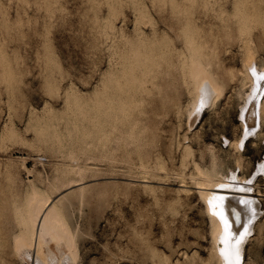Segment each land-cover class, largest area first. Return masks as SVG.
Returning <instances> with one entry per match:
<instances>
[{
	"label": "rangeland",
	"instance_id": "374dc122",
	"mask_svg": "<svg viewBox=\"0 0 264 264\" xmlns=\"http://www.w3.org/2000/svg\"><path fill=\"white\" fill-rule=\"evenodd\" d=\"M116 1L0 0V264H23L17 257V241H19V237L21 236L19 230L24 221V216L27 214L28 204L30 203L31 206L33 205V201L30 200L32 195L21 191L23 186L30 185L31 182H36L40 187L42 186L44 192L52 194V190L54 192L62 188L60 187L62 185L65 187V185L68 186L76 182L88 181L94 178L93 176L95 175H98L97 177L106 176V178H108L91 180L85 183V186L88 185L86 187L84 186V189L82 187V190L80 189L81 191L77 189L79 188L78 186H75L73 187L74 189L72 188L73 190L64 195L65 197H62L63 201L59 202L62 209L65 207L63 210L66 211L65 221L67 227L71 235L72 233L74 234L72 235L73 249H76L77 252L75 253L77 255L75 264H147L148 262L152 264L151 255L153 253L152 250L150 251L151 248L153 250L155 249L154 252L157 255H166L165 258H168L169 261L172 260V264L176 263V259H179L180 262L176 260V264H185L187 258L184 255V251L190 256L197 247L204 255L203 259H206L208 257L207 250L210 246V226H208L209 220L206 217L205 208H203V205L196 197V190H193L191 195L183 196L184 204L178 207V209H176L177 207L174 208L172 204L173 195L176 194L177 188L175 185H178L183 179L187 184L193 185L189 174L187 177V174L184 175L185 177L180 176L183 179L173 174L179 163V148L185 143L192 145L191 147L194 149L192 150L193 153L195 152V158L196 160L198 159L197 162H200L199 164L202 168H208L210 166V156L207 154L209 153L208 147L214 144L213 146L216 147L217 154L221 156H219L217 163L219 166L215 167V172L220 171V173H222L228 170L236 171L243 177L253 176L258 163L264 160V119L257 131L258 135H251L244 139L242 151V153H244V159L241 162L237 160V153L225 142V139L242 140L245 136L239 115L240 107L244 104V95L248 92L249 85L248 83L241 84L236 80V74H239L243 68L244 62L242 63V61H246L247 58L249 59L253 55V58H256L255 61L258 63V67L260 69L264 68V0H178L179 3L177 0ZM235 1H238V3ZM241 1L243 3H241ZM231 2H234V4ZM235 3H237V7H239L238 9ZM193 5L196 9L193 8ZM188 6L191 9V13L189 12L190 9H188ZM243 6L245 8H243ZM134 7L135 9H133ZM137 9L142 11V13L140 12V14H142L141 17ZM173 12H176V14L174 13L176 17L172 14ZM241 14L247 16V19ZM241 16L244 19L241 18ZM202 17H204V20ZM187 18L193 19V21L198 24L197 27H202V40L200 41L202 48L200 58L202 59V63L204 62V64H207L215 59L219 61V64L224 63L225 66L227 65L226 70L224 69L226 77L224 76L221 79V81L224 82L222 99L216 101L214 105L208 104L204 107L198 118L199 120L194 119L195 122H192L191 130L188 128L187 118L188 109H190L189 107L191 106L187 103L191 105V99L195 89L191 76L189 75V69L186 68L184 69L185 71L182 70L175 56L176 51H172L173 48L175 50V47L169 44L171 49L170 57L174 59H172L171 63L174 64L173 62H175L174 65H176L177 68L174 66V68H168L171 72L164 71V64H159V61H161V56H159L161 46L159 45L160 41H158L159 38L162 41L163 37L161 36L164 35L162 32L165 31L168 36L172 37L174 33L170 30L171 27L176 26L178 23L181 24L185 22ZM137 19L139 22H137ZM245 19L250 22V24L246 25V23L245 26L243 24V21L247 22ZM233 20L235 23H233ZM240 20L242 23H240ZM119 23L121 24V28H119ZM112 24L118 26L113 28L114 25ZM242 24L244 25L243 27ZM133 25H136V28H133ZM150 25H153V28ZM225 25L228 26L226 27ZM239 25L245 29L239 28ZM139 26H141V29ZM160 26L165 29L162 27L159 28ZM110 27L112 29H110ZM121 29L123 30L121 31ZM153 29L154 31L152 32ZM142 30H145V33H142ZM140 32L148 35L146 37L150 39L144 37L145 35L142 36ZM147 32L148 34H146ZM108 33H110V36ZM124 33H127V35ZM121 35H125V38H121ZM137 35L140 38H138ZM150 35H153L151 36L152 38ZM154 36L159 38L155 39ZM204 36L206 37L204 38ZM111 38H115L116 42L118 40L116 43L118 46H121V43L126 41L127 47L130 48L142 47L143 50L146 49L150 52L158 48L157 51H154L155 53L149 52L151 56H149L148 51L145 50L147 53L144 51L143 54L145 55L146 53L148 56L142 55V60L144 61V63L142 61V65L144 64L143 69L141 68L142 70L137 73L136 76L133 75V78L129 75L132 79L135 77L137 79L139 77L137 79L139 83L134 80L135 85H133V81L130 82L129 76L127 77L129 80L127 81L128 85L130 84V86H133L129 88L130 90L127 88V83L119 77V79H121L119 84L122 86V91H118L119 96L125 91L123 95H127L126 98H130L128 94L129 96H133V98L136 96L134 98L136 101L132 98L131 100L134 101L133 103L127 101V104L130 105L129 107L134 106L133 108L135 109L132 107L130 108V114L132 113L131 117H128L130 122L127 123L124 121L127 125L123 122L120 125V131L124 130L122 133L129 132L130 134H127L129 136L123 137L124 140L122 141L121 147H119V145L115 147L119 149V151L113 148L116 152L111 149L112 147L110 146V144L115 141V134L114 136L113 134H109L108 137L106 136V140L101 138L102 128L99 125L100 117L98 113L99 107L102 105L101 100L103 96L101 97V95L94 90L95 87H93L96 86L95 83L98 82L99 73L103 70V72L106 73L108 51L105 46L110 40H113ZM142 38H145L143 42H141ZM155 40H157L159 44L157 41L155 42ZM175 40L176 44L178 39L176 38ZM136 41L138 42L136 45L140 46H135ZM213 41L218 45V48L217 51H214V54L211 55V53H208L207 48L211 47ZM131 44L133 45L131 46ZM148 46L152 49H149ZM215 53H217L216 56ZM156 54H158L157 57L160 59L158 58V60H156ZM259 55H261V57ZM145 58L146 60H144ZM206 58L210 60L206 61ZM150 61H152V63ZM153 62H157L156 64L158 65H154ZM145 65L148 68L145 67ZM151 65L154 66L152 67ZM159 66L162 67L160 68ZM217 67H219V65H215L213 70L216 76L217 73L219 76L221 72L219 70H223V68L220 66L218 69ZM146 68L149 71H147ZM155 70H158V74ZM144 71L146 72L143 73ZM160 71L162 74L164 73V75H162ZM147 72H149V74ZM146 73L148 74L147 76L150 77H147L145 75ZM169 73L172 77H170L171 75ZM109 74L106 76L107 79ZM166 74H169V76L167 77ZM233 74H235V76ZM114 76V73L109 76L108 80H110L111 83L110 81L107 82L108 80L105 78V80H107L105 84H112L113 80L110 78L115 79ZM162 77L164 79H162ZM148 78H150L151 82L147 84L146 82L149 81ZM141 83H143L144 86H142ZM172 84L174 86H172ZM157 85L162 88L163 93L161 90L159 91V89H157L159 88ZM235 85L239 86L237 87ZM120 86L118 85L117 87L119 88ZM241 86L244 87L241 88ZM74 87L80 90L77 89L78 91L75 93L69 92L70 90H74ZM115 87L116 85L114 84L113 88L117 89ZM140 87H143L145 91L143 89L140 91ZM175 87L177 90L174 89ZM146 88L148 89L146 90ZM235 88H238V90ZM133 91H135V93ZM239 91L241 92L239 93ZM67 92H69L68 96L66 95ZM109 92H111V90ZM111 93L113 94L116 92ZM130 93H134L135 95H130ZM107 94L108 92L105 91V95ZM165 96L168 97V99L165 98ZM66 97L69 98V105L64 104ZM180 98H182V100ZM262 98L264 102V94ZM139 99L142 102L139 101ZM165 100L168 101L165 102ZM185 104L188 108L185 107ZM173 105L177 106L174 107ZM177 107L180 110V116L178 118L175 116L174 112L178 109ZM132 110L134 112H132ZM143 112H145V114ZM165 112L166 114L169 113L166 115ZM160 113L162 115H160ZM145 117L146 119H144ZM162 117L164 120L161 119ZM137 118H143L144 120ZM132 120H134V122ZM161 120L163 121L162 123ZM168 120L171 121L169 122ZM135 121H137V124H135ZM140 123L142 127L148 126V129L142 128ZM6 124H8L10 130L12 132L14 130V132L12 135L10 133L7 137H2V129ZM131 125L134 129L140 126L139 128H141L142 132L138 128L135 134L137 136L141 134L142 137H140V135L138 136L140 138H138L135 134H131L135 131L132 127H129ZM178 126L181 127L178 128ZM138 131L140 133H138ZM197 135L199 137H197ZM141 139L142 142H140ZM195 139H197V141ZM130 140L134 142L131 143ZM137 140H140V143L133 144ZM143 140L146 142H143ZM129 142L131 143L130 146ZM147 142L153 143L152 145L154 148L150 143L147 144ZM141 143L152 146L150 148L153 149L149 154L152 158L155 159V155L163 156L158 157L162 159L163 162L166 160L165 164L170 174L167 176L164 174L167 178H164L165 176H163V174L161 176L152 175L154 177H151L150 174L148 175L155 181L161 183L165 181L162 185L153 183V186L155 185L154 187L152 186L153 189L155 188L153 193L150 188H145L137 182L122 178L124 176L143 178V175H139L137 170L125 168L126 159L138 164L140 158H147L144 148L141 150L143 145L140 146V149L138 147ZM177 145H179V148ZM156 146L159 147L156 148ZM200 147H202V149ZM132 149L137 150L130 151ZM201 150H203L204 153ZM112 153H114V155H111ZM106 156L108 158H106ZM111 156L114 157L112 158ZM121 156L125 157L121 158ZM139 156L141 157L139 158ZM169 157L171 159H169ZM112 159L113 161H111ZM172 159L174 160V165L172 164ZM23 161H27L26 165L29 169L22 167ZM220 161L223 163H219ZM201 162L204 163V165ZM238 163L242 166L240 169L237 167ZM10 164L13 165L12 167H17V176L8 174L4 169ZM79 164L85 165V167L88 166L90 169L86 171L87 173L79 174L78 177L73 176L71 178L68 176V178H65L62 176V173H67V169L72 165L75 166ZM108 164L112 166L109 167ZM220 167L221 170L223 169L222 171ZM137 168L138 167H136V169ZM92 169L94 170L93 172H91ZM110 169L112 171H110ZM29 170L31 171L30 175L28 173ZM113 170L117 172L119 170V173ZM105 172L106 174H104ZM124 173L130 175L127 176L124 175ZM110 175H114V177L117 178H109ZM10 176L12 178L16 176V178L12 180ZM119 176L120 178H118ZM49 177L50 180L48 179ZM158 177H160L159 180L157 179ZM173 177L174 179H172ZM31 179L33 180L30 181ZM160 179L162 181H160ZM170 183L173 184L174 187ZM256 184L257 188L264 193V175L257 177ZM155 192L157 193L155 194ZM155 197L158 202L154 200ZM260 198H262L261 206L264 210V197ZM173 208L175 211H173ZM178 213L181 215H178ZM59 237L60 236H55L54 238L58 239ZM64 241L61 242L63 243ZM54 242L56 244V240H53V243ZM61 242L59 245L56 244V246H54L55 250L56 248L58 250V247H60L59 251L64 247V250L67 249L66 244H61ZM16 243L17 245H15ZM53 243L52 246L55 245ZM60 253H63L62 255L65 256L68 251L66 254L63 251ZM55 254L59 253L55 252ZM62 255L61 258L63 257ZM245 255L249 262L264 264V227L259 235L257 232V234L247 242ZM176 256L178 257L175 258ZM57 259L60 260L58 256ZM61 260L59 262L57 261L58 264H61ZM49 262L50 261L47 263L49 264ZM194 262L196 264H201L198 259H194Z\"/></svg>",
	"mask_w": 264,
	"mask_h": 264
},
{
	"label": "bare ground",
	"instance_id": "6f19581e",
	"mask_svg": "<svg viewBox=\"0 0 264 264\" xmlns=\"http://www.w3.org/2000/svg\"><path fill=\"white\" fill-rule=\"evenodd\" d=\"M116 1V0H115ZM175 1V0H174ZM178 1V0H177ZM181 1V0H180ZM193 1V0H192ZM196 1V0H195ZM194 1V2H195ZM221 1V0H220ZM227 1V0H226ZM234 1V0H233ZM239 1V0H238ZM238 1H235L238 3ZM117 2V1H116ZM119 2V1H118ZM174 3V2H173ZM179 3V1H178ZM234 4V2H231ZM237 3L236 4V7H237ZM241 3H243L241 1ZM199 4V2H198ZM221 4V3H220ZM225 4V3H223ZM185 5V4H184ZM189 5V4H188ZM232 5V4H231ZM242 5V4H241ZM232 6H235V5H232ZM239 6V5H238ZM185 7V6H184ZM223 7V6H222ZM235 7V8H236ZM178 8V7H176ZM192 8V7H191ZM193 8H194V5H193ZM192 8V9H193ZM231 8V7H230ZM233 8V7H232ZM239 7H237L238 9ZM243 8H245L243 6ZM242 8V10H243ZM135 9V7L133 8ZM188 9H190V7L188 6ZM196 9V8H194ZM221 9V8H220ZM234 9V8H233ZM139 10L137 13L140 14V12L142 13V11H140V9H137ZM172 10V9H171ZM170 10V11H171ZM183 10V9H182ZM186 10V9H184ZM226 10V9H224ZM174 11V10H173ZM181 11V10H180ZM194 11V10H193ZM192 11V12H193ZM223 11V10H222ZM236 11V10H235ZM234 11V12H235ZM241 11V10H240ZM244 11V10H243ZM246 11V10H245ZM191 13V9L189 11ZM226 12V11H225ZM230 12V11H229ZM233 12V11H232ZM176 14V12H173L172 14ZM227 13H228V10H227ZM238 13V12H237ZM236 13V14H237ZM117 14V13H116ZM115 14V15H116ZM174 14V15H175ZM178 14V13H177ZM235 14V15H236ZM239 14V13H238ZM237 14V15H238ZM189 15V14H187ZM243 16V14H241ZM245 15V14H244ZM135 16V15H134ZM138 16V15H137ZM142 16V14H140V17ZM243 17H246L247 19V16H243ZM176 17V15H175ZM237 17V16H236ZM116 18V17H115ZM124 19V18H123ZM122 19V20H123ZM136 19V18H135ZM140 19V18H139ZM188 19V18H187ZM185 20V22L183 23H178L176 24V26H172L170 30L173 31L174 35L172 37L168 36L166 34V31L165 32H162L164 33L163 36V39L161 41V39L159 37H155L156 38H159L158 41H160V44L157 40H155V42L157 41L158 44L161 46L160 47V55L161 56V61H159V64L162 63V65L164 64V71H169L168 68H174V65L175 62H173L174 64L171 63L173 57H170L171 54H170V46H174L175 47V50L173 48L172 51H176L175 53V56L178 60V64L180 65V67L182 68L183 71H185L184 69H189V75L191 76V80L193 82V86H194V89H195V92L193 93V96H192V103L191 105L189 103H187L189 106L190 109H188V128L191 130L192 129V122H195L196 119L199 118L200 116V113L201 111L204 109V107H206L208 104H211V105H214V103L218 100H221L222 99V96H223V87H224V82L221 81V79L225 76V73H224V69L226 70L227 68V65L225 66L224 63L223 64H219V61H216L215 59L212 60V62H208L207 64H204V62L202 63V59L200 58L201 56V45H200V41L202 40V27H197L198 24H196L195 21H193V19H188V20ZM202 19L204 20V17H202ZM244 19V18H243ZM245 19V21H247ZM190 20V21H189ZM238 20V19H237ZM113 21V20H111ZM136 21V20H135ZM125 22V21H124ZM137 22L138 19H137ZM111 23H114V22H111ZM110 23V24H111ZM153 23V22H152ZM203 23V22H202ZM233 23H235V21L233 20ZM240 23L241 20H240ZM247 23V24H246ZM116 24V23H115ZM120 24V23H119ZM135 24V23H133ZM218 24V23H217ZM238 24V23H237ZM243 24L245 25H248L250 24V22H244L243 21ZM242 24V27L244 26ZM114 25V24H112ZM111 25V26H112ZM123 25V24H122ZM138 25V24H137ZM154 25V24H153ZM153 25H150L152 28H153ZM224 25V24H223ZM229 25V24H228ZM227 25V26H228ZM245 25V26H246ZM118 26V25H117ZM117 26H113V28L117 27ZM121 24L119 25V28ZM134 26V25H133ZM136 26V25H135ZM133 27V28H136V27ZM156 26V25H155ZM200 26V25H199ZM226 26V25H225ZM226 26V27H227ZM141 26H139L140 28ZM162 26H160L159 28H161ZM218 27V26H217ZM241 25H239V28L241 29H245V28H242ZM138 28V27H137ZM157 28V27H156ZM164 28V27H162ZM219 28V27H218ZM225 28V27H224ZM110 29H112L110 27ZM141 29V28H140ZM145 29V28H143ZM165 29V28H164ZM204 29V28H203ZM226 29V28H225ZM240 29V30H241ZM247 29V28H246ZM116 30V29H114ZM123 29H121L122 31ZM113 31V30H112ZM129 31V30H128ZM127 31V32H128ZM137 31V30H135ZM143 31V30H142ZM141 31V32H142ZM145 31V30H144ZM142 32V33H145V32ZM149 31V30H148ZM154 31V29L152 30V32ZM242 31V30H241ZM108 32V31H107ZM139 32V31H138ZM140 32V33H141ZM240 32V31H239ZM114 33V31H113ZM112 33V34H113ZM130 33V32H129ZM141 35H145V34H142ZM158 33V32H157ZM156 33V34H157ZM230 33V32H228ZM242 33V32H240ZM109 36H110V33H108ZM125 34V33H124ZM139 34V33H137ZM148 34V32L146 33ZM170 34V33H169ZM104 36H106L105 34H103ZM114 35V34H113ZM120 35V34H119ZM127 35V33L125 34ZM124 35V36H125ZM129 35V34H128ZM248 35H249V31H248ZM247 35V36H248ZM108 36V37H109ZM116 36V35H115ZM121 35V38L124 37ZM134 36V35H133ZM132 36V37H133ZM138 36V35H137ZM136 36V38H137ZM148 35H145L144 37H146ZM153 36V35H150V37ZM232 36V35H230ZM247 36H245L247 38ZM107 37V39L109 40V38ZM112 37V36H111ZM135 37V36H134ZM153 37V38H154ZM206 36H204L205 38ZM234 37V36H233ZM120 38V37H119ZM120 38V40H121ZM125 38V37H124ZM129 38V37H128ZM138 38H140L138 36ZM148 39H150L149 37H146ZM152 38V37H151ZM178 39V41L176 42L175 44V39ZM105 39V38H104ZM113 40H110V42H108L105 46V48L107 49V68H106V73L102 72L99 73L100 76H99V79H98V82L95 83L96 86H93L95 87V91L101 95L102 97V100H101V106L99 107V117H100V127L102 128V133H101V138L106 140V136L108 137L109 134L114 136L115 138V141H113L110 146L111 149H117L115 148L116 146L119 145V147L122 146V141L124 140V136H129L127 134H130L129 132L127 133H122V131H120L121 129V124L125 121V122H130V120L128 119V117L130 116L131 117V114H130V108L134 107V106H131L129 107L130 105L127 104V101L129 102H134L136 101L133 96H129L128 94V97L130 98H126L127 95H123L125 93H122V95L119 96V92L118 91H122V86H120V80H124L125 83H127L128 85V82L129 81L127 79V77L130 75L132 76V78L134 76H136L137 73H139L142 69H143V65H142V55L143 56H151L150 53H153L155 50L157 51V45H156V48L155 50H153V52H150L148 50V54L146 55V51L143 50L142 47H138V48H134V47H127V43L123 42L121 43L122 45L121 46H118L116 43V39L115 38H111ZM118 39V38H117ZM143 39L145 38H142V41L143 42ZM249 39V38H247ZM124 40V39H123ZM135 40V39H134ZM134 40H130V41H134ZM229 40V39H228ZM128 41V40H127ZM129 41V42H130ZM138 41V40H137ZM135 42V46H140V45H136V43L138 42ZM140 41V40H139ZM215 41V40H214ZM213 41L211 47H208L207 48V51L208 53H211V55H213L214 51H217V48H218V45ZM221 41V40H220ZM105 42H106V39H105ZM140 42V44H141ZM226 42V41H225ZM228 42V41H227ZM130 44V43H129ZM143 44V43H142ZM170 44V46H169ZM133 44H131L132 46ZM144 45V44H143ZM142 45V46H143ZM147 46V45H145ZM150 46H148L149 48ZM223 47V46H222ZM130 48V49H129ZM227 48V47H226ZM229 48V47H228ZM149 49H152V48H149ZM227 50V49H226ZM144 51L146 52L145 55L143 54ZM152 51V50H151ZM171 51V52H172ZM150 52V53H149ZM251 52V51H250ZM155 53V52H154ZM157 53V52H156ZM245 53V52H244ZM253 53V52H251ZM159 54V52H158ZM155 56V58L157 57V55ZM170 54V55H169ZM217 53H215V56H216ZM245 55V54H244ZM101 56V55H99ZM154 56V54H153ZM174 56V55H173ZM214 56V57H215ZM218 56V55H217ZM247 56V55H245ZM261 57V55H259ZM102 57V56H101ZM170 57V58H169ZM233 57V56H232ZM254 56L252 55L251 58H245L246 61H242L243 63V68L242 70L240 71L239 74H236L237 77H236V80H238L239 83L241 84H247L248 83V92L245 93L244 95V104L240 107V121H241V125H242V128H243V132H244V138L242 140H238V139H233V140H228V139H225V142L226 144L231 148L233 149V151L235 153H237V156H238V159L240 162L244 159V153H242L243 151V147H244V139H246L247 137L253 135V136H256L258 135L257 134V131L259 130L260 126H261V122L263 121L264 119V102H263V94H264V68H259L258 67V63L255 61V59L253 58ZM257 57V56H256ZM159 57H157L156 60H158ZM208 58V57H207ZM206 58V61H209L210 59H207ZM213 58V57H212ZM222 58V57H220ZM231 58V57H230ZM259 58V57H258ZM152 59V58H151ZM160 59V58H159ZM201 59V60H200ZM224 59V58H223ZM240 59V58H239ZM244 59V58H243ZM241 59V60H243ZM260 59V58H259ZM262 59V58H261ZM146 60V58L144 59ZM174 60V59H173ZM221 60V59H220ZM231 60V59H230ZM222 61H225V60H222ZM264 61V59H263ZM262 61V62H263ZM146 62V61H145ZM149 61L147 60V63ZM152 63V61H150ZM158 62V61H157ZM156 62V63H157ZM164 62V63H163ZM106 63V62H105ZM144 63V61H143ZM154 63V62H153ZM154 63V65H158ZM146 64V63H145ZM149 64V63H148ZM229 64V63H228ZM98 65V64H97ZM105 65V64H104ZM147 65V64H146ZM145 65V67H147ZM153 65V66H154ZM218 66L219 67L221 66V68H223V70H219L221 71L219 76H218V73H217V76L216 74L214 73L215 71L213 70L214 67ZM152 66V65H151ZM152 66V67H153ZM235 66V64H234ZM240 66V65H238ZM160 68L162 66H159ZM158 67V68H159ZM219 67H217L219 69ZM241 67V66H240ZM142 68V69H141ZM148 68V67H147ZM146 68L147 71H149L148 69ZM157 68V69H158ZM177 68V66L175 67ZM180 68V69H181ZM237 68V67H236ZM151 69V67H150ZM162 69V70H163ZM231 69V68H230ZM241 69V68H240ZM145 70V68H144ZM153 70V68H152ZM232 70V69H231ZM156 73L158 74V70H155ZM239 71V69H238ZM146 71H144L143 73H145ZM171 72V71H169ZM173 72V71H172ZM232 72V71H231ZM230 72V73H231ZM110 73V74H109ZM114 73V77L115 79L113 78H110L111 80H113L112 84L109 79V76L111 74ZM149 74V72H147ZM145 74L146 76L148 74ZM161 73V71H160ZM167 73V72H166ZM184 73V72H183ZM228 73V72H227ZM230 73H229V76H230ZM108 75V79L106 78V76ZM156 74V75H157ZM162 74V73H161ZM170 74V73H169ZM169 74H166L167 77L169 76ZM179 74V73H178ZM235 74H233L235 76ZM134 75V76H133ZM144 75V74H143ZM164 75V73L162 74ZM171 75V74H170ZM184 75V74H183ZM129 76V79H130V82L133 81V83L135 81H138L136 77L134 79L130 78ZM145 76V77H146ZM119 77L121 79H119ZM147 77H150V76H147ZM160 77V76H159ZM157 77V78H159ZM172 77V75L170 76ZM179 77V76H178ZM226 77V76H225ZM105 78L108 80H105ZM143 78V76H142ZM175 78V77H174ZM232 78V76H231ZM132 79V80H131ZM141 79V78H140ZM144 79V78H143ZM156 79V78H155ZM162 79H164L162 77ZM168 79V78H167ZM226 79V78H225ZM96 80V79H95ZM135 80V81H134ZM142 80V79H141ZM140 80V81H141ZM149 81L146 82V79H145V82L148 84V82H151L150 78H148ZM175 80V79H173ZM233 80V79H232ZM235 80V79H234ZM105 81L109 82L108 85L107 83L105 84ZM159 81V79H158ZM184 81V80H183ZM123 82V81H122ZM129 82V83H130ZM167 82V81H166ZM172 82V81H171ZM116 85L115 88L117 89H114L113 88V85L114 84ZM139 83V81L137 82ZM143 83H144V80H143ZM142 84V86H144ZM158 83V82H157ZM162 83V82H160ZM168 83V82H167ZM174 83V82H173ZM227 83V82H226ZM225 83V84H226ZM110 84V85H109ZM120 86L119 88L117 87L118 85ZM124 84V83H122ZM121 84V85H122ZM146 84V85H147ZM107 85V87H106ZM125 85V84H124ZM125 85V86H127ZM132 85V84H131ZM135 85V83L133 84ZM153 85V84H152ZM170 85V84H169ZM178 85V84H177ZM124 86V87H125ZM130 84L128 85V89L133 87V86H130ZM158 86V85H157ZM160 86H163V85H160ZM166 86V85H165ZM172 86H174L172 84ZM237 86V85H235ZM239 86V85H238ZM237 86V87H238ZM76 87V86H75ZM74 87V88H75ZM138 87V85H137ZM146 87V86H145ZM159 87V86H158ZM177 87V86H176ZM176 87L174 89H176ZM231 87V86H229ZM244 86H241V88H243ZM136 88V87H134ZM161 87L157 88L159 89V91L161 90V92L163 93L162 91V88L160 89ZM232 88V87H231ZM78 89V88H77ZM76 88L74 90H70L69 92L71 93H75L77 92ZM114 89V90H112ZM140 91L141 89H143L145 91V89L142 87L139 88ZM138 89V91H139ZM148 88H146L147 90ZM166 89V88H165ZM236 89V88H235ZM240 89V88H239ZM111 90V92H116V93H111L109 91ZM124 90V88H123ZM130 90V89H129ZM132 90V89H131ZM164 90V88H163ZM177 90V89H176ZM229 90V89H228ZM238 90V88L236 89ZM105 91L108 92L107 95H105ZM137 91V92H138ZM69 92L66 93V95L68 96L69 95ZM135 93V91H133ZM136 92V93H137ZM168 92V91H167ZM241 91H239L240 93ZM121 93V92H120ZM129 93V92H128ZM134 93H130V95H133ZM141 93V92H140ZM166 93V91H165ZM164 93V95H165ZM161 94V93H160ZM189 94V93H188ZM83 95V94H82ZM105 95V97H104ZM135 95V94H134ZM138 95V94H137ZM162 95V94H161ZM160 95V96H161ZM163 95V96H164ZM191 95V94H190ZM240 95V94H239ZM122 96V97H121ZM237 96V95H236ZM134 99L133 100H131ZM144 98V97H142ZM163 98V97H162ZM165 98L168 99V97L165 96ZM138 99V98H137ZM164 99V98H163ZM182 100V98H180ZM189 99V98H188ZM143 100V99H142ZM145 100V99H144ZM171 100V99H170ZM190 100V99H189ZM139 101H141L139 99ZM168 101V100H165V102ZM187 101V100H186ZM106 102V103H104ZM142 102V101H141ZM164 102V101H163ZM164 102V103H165ZM172 102V101H170ZM177 102V101H176ZM191 102V101H189ZM69 98L66 97V99L64 100V104L65 105H69ZM140 103V102H139ZM144 103V101H143ZM173 103V102H172ZM63 104V105H64ZM131 104V103H130ZM136 104V103H134ZM132 104V105H134ZM47 105V104H46ZM139 105V104H138ZM165 105V104H164ZM179 105V104H177ZM177 105H173L174 107L177 106ZM182 105V103H181ZM179 105V106H181ZM48 106V105H47ZM46 106V107H47ZM145 106V105H144ZM67 108H69L68 106H66ZM141 107V105H140ZM140 107H137V108H140ZM185 107L186 104H185ZM66 108V109H67ZM178 108V107H177ZM188 108V107H187ZM186 108V109H187ZM50 109V108H49ZM135 109V108H133ZM142 109H145V108H142ZM33 111V110H32ZM30 111V112H32ZM142 111V110H141ZM169 111V110H167ZM132 112H134L132 110ZM140 112V110H139ZM147 112V111H145ZM145 112H143L145 114ZM152 112V111H151ZM170 112V111H169ZM168 112V113H169ZM175 116L178 118L180 116V110L179 108L176 109L175 111ZM167 113V114H168ZM34 114V113H33ZM141 114V112H140ZM147 114V113H146ZM166 114V112H165ZM164 114V115H165ZM166 114V115H167ZM31 115V114H30ZM160 115H162L160 113ZM33 116V115H32ZM136 116V115H135ZM142 116V115H141ZM147 116V115H146ZM157 116V115H156ZM139 117V116H138ZM150 117V116H149ZM157 117H160V116H157ZM167 117V116H166ZM30 118V117H29ZM32 118V117H31ZM137 119H140L142 120L141 118H137ZM146 119V117L144 118ZM143 119V120H144ZM163 119V117L161 118ZM180 119V118H179ZM195 119V120H194ZM129 120V121H128ZM135 120V119H134ZM134 120H132L134 122ZM159 120V119H158ZM164 120V119H163ZM199 120V119H198ZM139 121V120H138ZM146 121V120H145ZM169 121V120H168ZM167 121V123H168ZM171 121V120H170ZM169 121V122H170ZM179 121V120H178ZM124 122V123H125ZM137 124V121H135ZM163 121L161 120V123ZM127 123H125L127 125ZM143 123V122H141ZM140 123V125H141ZM159 123V124H161ZM179 123V122H178ZM135 124L133 123L134 127H135ZM146 124V122H145ZM164 124V123H163ZM129 125V124H128ZM139 125V124H138ZM166 125V124H165ZM195 126V125H194ZM128 127V126H127ZM130 128L132 127L129 126ZM128 127V128H129ZM134 127H132L134 129ZM140 126H138L139 128ZM142 127V125H141ZM150 127V126H149ZM181 127V126H178V128ZM108 128V129H107ZM129 128V129H130ZM136 128V129H138ZM142 128H146V130L148 129V126H145V127H142ZM177 128V127H176ZM136 129H134V133H131V134H135L137 133ZM181 129V128H180ZM187 129V128H186ZM13 130V129H12ZM126 130V129H125ZM131 130V129H130ZM139 130H141V128H139ZM145 130V129H144ZM189 130V131H190ZM133 131V130H132ZM153 131V130H152ZM172 131V130H170ZM182 131V130H181ZM188 131V130H187ZM14 132V130H13ZM8 124H6L4 126V128L2 129V134L1 136L2 137H7L8 135H12L13 133ZM142 132V130H141ZM146 132V131H145ZM138 133H140L138 131ZM198 133V132H197ZM196 133V134H197ZM157 134V133H156ZM160 134V133H159ZM176 134V133H175ZM182 134V133H181ZM180 134V135H181ZM191 134V133H190ZM193 134V133H192ZM141 135V134H140ZM138 134V136H140ZM147 135V134H146ZM178 135V134H177ZM199 135V134H198ZM197 135V137H199ZM131 136V135H130ZM133 136V135H132ZM136 137H138L136 134H135ZM159 136V135H158ZM168 136V135H167ZM185 136V134H184ZM188 136V135H187ZM192 136V135H191ZM195 136V135H194ZM134 137V136H133ZM142 137V135L140 136ZM138 137V138H140ZM156 137V135H155ZM172 137V136H171ZM170 137V138H171ZM179 137V136H177ZM176 137V138H177ZM186 137V136H185ZM184 137V138H185ZM113 138V139H114ZM132 138V137H131ZM135 138V137H134ZM132 138V139H134ZM136 138V139H138ZM146 138V137H145ZM148 138V137H147ZM174 138V137H173ZM190 138V137H189ZM194 138V137H192ZM112 139V140H113ZM130 139V138H128ZM135 139V140H136ZM144 139V137H143ZM150 139V137H149ZM157 139V137H156ZM188 139V138H187ZM198 139V138H197ZM197 139H195L197 141ZM202 139V137H201ZM127 140V139H126ZM171 140V139H170ZM191 140V139H189ZM193 140V139H192ZM194 140V141H195ZM138 141V140H137ZM136 141V142H137ZM140 141V140H139ZM135 142L133 144H138L140 142H142V139L140 142ZM150 141V140H149ZM186 141V139H185ZM199 141V140H198ZM128 142V141H127ZM130 142H134L133 140H130ZM129 142V143H130ZM143 142H146L143 140ZM152 142V140H151ZM174 142V141H173ZM200 142V141H199ZM126 143V142H125ZM124 143V145H125ZM131 143L129 144V146L131 145ZM150 143V142H149ZM147 142V144H149ZM155 143V141H154ZM157 143V142H156ZM159 143V142H158ZM190 143V142H189ZM202 143V142H201ZM151 144V143H150ZM153 144V143H152ZM151 144V145H152ZM193 144V143H192ZM143 145V146H142ZM173 145V144H172ZM199 145V144H198ZM214 145V144H213ZM213 145H210L208 147V152L207 154H209L210 156V159H209V162H210V166L208 168H202L200 166V162L196 160L195 158V152L193 153V148L191 147L192 145L188 144V143H185L183 146H181L180 148L178 147L179 145H177V147L179 148V152H178V155H179V163H178V166L177 168H175L173 174H176L178 177L180 176H183L185 177L184 175H186V177L188 176V174L190 175L189 177L191 178L190 180H192V184L193 185H189V183L187 184V182L183 180H181V182L178 184V185H175L177 186L176 188V194L173 195V199H172V204L175 207H177L176 209H178V207H180L182 204H184V198L183 196H188V195H191L193 193V190H196V197L198 199V201L201 202V204L203 205V208H205V213H206V217L208 218L209 220V225L210 226V240H209V248L207 250V254H208V257L206 258V255H205V258L206 259H203V254L201 252V250H199V248L197 247L194 252L191 253V255L189 256L188 253H186V251H184V255L185 257L187 258L186 260V263L185 264H196L194 262V259H198L201 263V264H256L254 262H249L247 259H246V255H245V250H246V246H247V242L252 239L254 237V235L257 234L258 232V235L261 233L262 231V228L264 227L263 226V222H264V219H263V215H264V210H263V207L261 206L262 204V198L260 197H264V193L257 188V184H256V180H257V177L260 176V175H264V160L260 163H258L257 165V168L254 170L255 172L253 173V176H250V177H243V176H240L238 172L236 171H223V172H226V173H220L219 172H215V167H218L219 165H217L218 163V160H219V156L216 152V147H214ZM138 146V145H137ZM140 146L141 147V150L144 148V151H145V154L147 156L146 159H142L140 158L141 156H139L140 160H139V163L135 164L133 163L132 161L130 160H125V168L127 167L129 170H137L139 172V175H141L143 178H137V177H132V176H128L130 174H125L124 175H127L128 177L124 176L122 177L123 179H128V180H132L133 182H137L139 183L141 186L143 187H147V188H150L152 189V193L154 192L152 188L153 186V183L155 184H159V185H162V183H165V181L163 182L161 179L160 181L161 182H158V181H155L153 179H151L148 175L150 174L151 177H154L152 175H162L163 176H167L169 174L168 172V167L167 165L165 164V161L163 162L162 159H160L159 157H163V156H159V155H155V159L152 158L149 154L151 153L152 149L150 147V145H145L144 144H140L138 147L140 149ZM204 146V145H203ZM136 147V145H135ZM159 147V146H158ZM156 146V148H158ZM197 147V146H196ZM205 147V146H204ZM207 147V146H206ZM127 148V147H126ZM172 148V147H171ZM202 149V147H200ZM113 149V150H114ZM135 149V148H134ZM134 149L130 150V151H133ZM138 149V150H139ZM193 149V150H192ZM196 149V148H195ZM219 149V147H218ZM217 149V150H218ZM119 151V149H117ZM137 150V149H136ZM134 150V151H136ZM197 150V149H196ZM200 150V149H199ZM204 150V149H203ZM203 150H201L203 152ZM220 150V149H219ZM219 150H218V153H219ZM116 152V150H114ZM117 151V152H118ZM129 151V150H128ZM176 151V150H174ZM200 151V154L202 153ZM206 151V150H204ZM113 152V151H112ZM114 152V153H115ZM126 152V151H125ZM157 152V150H156ZM114 153H112L111 155H114ZM131 153V152H130ZM143 153V152H142ZM159 153V152H158ZM204 153V152H203ZM233 153V152H232ZM128 154V153H127ZM127 154H126V157H127ZM140 154V152H139ZM155 154V153H154ZM160 154V153H159ZM163 154V153H162ZM199 154V155H200ZM222 154V153H221ZM117 155V154H116ZM129 155V154H128ZM138 155V154H137ZM144 155V154H143ZM202 155V154H201ZM200 155V156H201ZM108 156V154H107ZM106 156V158H108ZM119 156H120V153H119ZM159 156V157H158ZM112 158L114 156H111ZM116 157V156H115ZM125 157V156H124ZM121 156V158H124ZM204 157V156H203ZM205 157H206V154H205ZM221 157V156H220ZM105 158V159H106ZM110 158V157H109ZM128 158V157H127ZM175 158V157H174ZM23 159V158H21ZM25 159V158H24ZM130 159V158H129ZM136 159V158H135ZM169 159H171L169 157ZM115 160V159H114ZM117 160V158H116ZM115 160V161H116ZM119 160V159H118ZM203 160V159H202ZM205 160V159H204ZM22 161V160H21ZM113 161V159L111 160ZM27 162V161H26ZM26 162L23 161L22 162V167L23 168H26V169H29L26 165ZM118 162V161H117ZM222 161H220L219 163H221ZM237 162V161H235ZM113 163V162H111ZM123 163V162H122ZM174 163V160L172 159V164ZM202 163V162H201ZM223 163V162H222ZM9 164V163H8ZM18 164V163H16ZM175 164V163H174ZM173 164V165H174ZM204 165V163H202ZM201 164V165H202ZM207 164V163H206ZM98 165V164H97ZM121 165V164H120ZM177 165V164H176ZM13 165L10 164V165H7L6 168H4L6 170V172L8 174H11V175H16V172H17V167H12ZM76 166V167H75ZM75 166H71L70 168L67 169V171L69 172H65V173H62V176H64L65 178H68V176H70L71 178L73 176H77L81 173H85L86 171H88L90 169V167H85V165H75ZM90 166V165H89ZM100 166V165H99ZM108 166H112V165H109ZM223 166V165H221ZM117 167V166H115ZM122 167V166H121ZM124 167V166H123ZM136 167H138L136 169ZM238 169H240L242 166L241 164L238 163ZM94 169V168H93ZM92 169L91 172H93L94 170ZM123 170V169H121ZM125 170V169H124ZM129 170H126V171H129ZM170 170V169H169ZM190 172H188V171ZM220 170H221V167H220ZM223 170V169H222ZM221 170V171H222ZM25 171V170H24ZM98 171V170H97ZM104 171V170H103ZM110 171H112L110 169ZM114 171V170H113ZM218 171V170H217ZM30 170H29V175H30ZM41 172V171H40ZM96 172V171H95ZM101 172V171H99ZM108 172V171H107ZM114 172H117V171H114ZM122 172V171H121ZM171 172V170H170ZM188 172V173H186ZM39 173V172H38ZM87 173V172H86ZM119 173V170L118 172ZM123 173V172H122ZM130 173V172H128ZM133 173V172H132ZM131 173V174H132ZM32 174V173H31ZM37 174V173H36ZM101 174V173H100ZM106 174V172L104 173ZM112 174V173H111ZM137 174V173H136ZM165 174V175H164ZM18 175V174H17ZM16 175V176H17ZM94 175V174H93ZM134 175V174H133ZM170 175V174H169ZM16 176L14 178H16ZM43 176V175H42ZM98 175H95L93 176L94 178H91L89 179L88 181H81V182H76V183H73L71 185H65V187L60 186L62 188L60 189H56L54 192L53 190L51 191L52 194H48L46 192L43 191L42 189V186L40 187L36 182L33 183L31 182L30 185H27V186H23L21 188V191L24 192V193H27L29 195H32L31 196V199L33 201V205L31 206L30 203L28 204V209H27V214H25L26 216H24V221L22 222L21 226H20V230H19V234H21V236L19 237V241L18 242V245L17 243L15 245H17L16 247V250H17V257L19 260L22 261L23 264H48L47 262H49V264H55L61 260V264H75L76 263V259H77V255L75 253L76 252V249L74 250V246H73V236L74 235L72 233L71 235V232L70 230L68 229L67 227V224H66V221H65V213L66 211L63 210L65 207H63L62 209V206H60V203L61 201H63V196L66 195L67 193H69L71 190H73L75 186H78L79 188L77 189H81L83 187V189L88 185L85 186V183L91 181V180H99V179H103V178H106V176L104 177H97ZM136 176V175H134ZM149 179H148V177ZM164 177V178H167V177ZM174 176V175H173ZM11 177V176H10ZM31 177V176H30ZM12 178V177H11ZM12 178V180L14 179ZM33 178V177H32ZM40 178V177H39ZM43 178V177H42ZM108 178V177H107ZM106 178V179H107ZM109 178H117V177H114L113 176H109ZM120 178V176L118 177ZM160 177H158L157 179L159 180ZM163 178V179H164ZM170 178V177H168ZM25 179V178H24ZM44 179V178H43ZM50 180V177L48 178ZM76 180H78L77 178H75ZM156 179V178H155ZM174 179V177L172 178ZM171 179V180H172ZM33 179H31L30 181H32ZM169 180V179H168ZM176 180V179H175ZM174 180V182H175ZM179 180V178H178ZM186 180V179H185ZM15 181V180H14ZM43 181V180H42ZM53 181V180H52ZM188 181V180H187ZM132 182V183H133ZM172 182V181H170ZM173 183V182H172ZM16 184V182H15ZM43 184V182H42ZM171 184V183H170ZM191 184V183H190ZM121 185V184H120ZM129 185V184H128ZM173 186V184H171ZM85 186V187H84ZM155 186V185H154ZM153 186V187H154ZM164 186V185H163ZM161 187V186H160ZM174 187V186H173ZM73 188V189H72ZM130 188V187H129ZM164 188V187H163ZM18 189V188H17ZM158 189V188H157ZM78 190V191H79ZM82 190V189H81ZM80 190V191H81ZM144 190V188H143ZM159 190V189H158ZM84 191V190H83ZM157 191V190H156ZM160 191V190H159ZM50 192V193H51ZM164 192V191H163ZM157 192H155L156 194ZM160 193V192H159ZM154 194V195H155ZM153 195V196H154ZM160 196V195H159ZM162 196V195H161ZM65 197V196H64ZM62 198V200H61ZM152 198V197H150ZM158 198V197H157ZM168 198V197H167ZM195 199V198H194ZM156 201V197L154 199ZM171 200V199H170ZM190 201V200H189ZM196 201V202H198ZM30 202V201H29ZM158 202V201H156ZM170 204V203H169ZM171 204V205H172ZM62 205V203H61ZM189 205V204H188ZM186 206V205H185ZM184 207V206H182ZM187 207V206H186ZM173 208V209H174ZM185 208V207H184ZM65 211V212H64ZM175 211V209L173 210ZM184 211V210H182ZM179 212H180V209H179ZM173 214V213H172ZM176 214V213H175ZM178 215H181L178 213ZM173 216V215H172ZM175 216V215H174ZM176 217V216H175ZM184 217V216H183ZM185 218V217H184ZM179 219V218H178ZM174 220V219H173ZM188 220V219H187ZM207 220V221H208ZM185 221V220H184ZM162 222V221H161ZM164 223V222H163ZM178 223V222H177ZM174 224V222H173ZM177 226V225H175ZM179 226V225H178ZM173 227V226H172ZM209 231V230H208ZM183 232V231H182ZM146 233V232H145ZM165 233V232H164ZM175 233V232H174ZM208 233V234H209ZM57 237V236H60L58 239H64V240H58L54 237ZM153 239V238H151ZM53 240L55 241L56 240V244H60L61 241H64L63 243L66 244V249L68 251L67 255L63 256L60 252L63 251L65 252L66 254V250H64V248H62L61 251L60 250V247H57L59 248L57 250L54 249V246H56L55 242L53 243ZM144 240V239H143ZM58 241V243H57ZM237 241H239V243H237ZM52 243L55 244L52 246ZM61 242V244H63ZM62 246V245H61ZM155 247V246H154ZM163 247V246H162ZM160 249V248H159ZM152 250V264H172V260L169 261L168 258H165L166 255L162 254H156L154 251L155 249L153 250L152 248L150 249V251ZM177 250V249H176ZM183 250V249H181ZM185 250V249H184ZM187 250V249H186ZM59 251V252H58ZM149 251V250H148ZM161 251V250H160ZM159 251V252H160ZM179 251V250H178ZM56 253H59V254H55ZM158 252V251H156ZM165 252V251H164ZM168 253V251H167ZM180 253V252H179ZM190 254V253H189ZM60 255V257H59ZM61 255L63 256L61 258ZM57 256L58 258H60V260L57 259ZM168 257V256H167ZM178 256H176L175 258H177ZM184 258V257H182ZM181 258V259H182ZM175 260V259H174ZM173 260V262H174ZM178 260L179 262V259H176ZM175 260V262L177 263V261ZM58 261V262H57ZM182 262V261H181ZM149 263V262H148ZM147 263V264H148ZM175 263V264H176ZM180 263V262H179ZM184 263V262H183ZM151 264V263H149Z\"/></svg>",
	"mask_w": 264,
	"mask_h": 264
},
{
	"label": "snow or ice",
	"instance_id": "6c2138e0",
	"mask_svg": "<svg viewBox=\"0 0 264 264\" xmlns=\"http://www.w3.org/2000/svg\"><path fill=\"white\" fill-rule=\"evenodd\" d=\"M237 243H239V241H237Z\"/></svg>",
	"mask_w": 264,
	"mask_h": 264
}]
</instances>
